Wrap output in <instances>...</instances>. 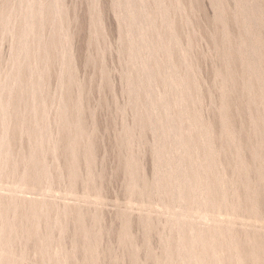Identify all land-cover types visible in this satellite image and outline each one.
<instances>
[{
    "label": "rangeland",
    "instance_id": "1",
    "mask_svg": "<svg viewBox=\"0 0 264 264\" xmlns=\"http://www.w3.org/2000/svg\"><path fill=\"white\" fill-rule=\"evenodd\" d=\"M0 215V264H264V0H0Z\"/></svg>",
    "mask_w": 264,
    "mask_h": 264
},
{
    "label": "bare ground",
    "instance_id": "2",
    "mask_svg": "<svg viewBox=\"0 0 264 264\" xmlns=\"http://www.w3.org/2000/svg\"><path fill=\"white\" fill-rule=\"evenodd\" d=\"M130 8H131V7H130ZM37 12H38V11H37ZM134 12H135V11H134ZM134 15H135V14H134ZM34 18H35V17H34ZM134 19H135V18H134ZM27 22H28V21H27ZM28 26H29V25H28ZM20 28H21V27H20ZM13 29H14V28H13ZM28 31H29V30H28ZM142 39H143V38H142ZM24 40H25V39H24ZM17 41H18V40H17ZM134 49H135V48H134ZM136 56H137V55H136ZM155 69H156V68H155ZM144 70H145V69H144ZM150 78H151V77H150ZM143 82H144V81H143ZM144 85H145V84H144ZM2 112H3V111H2ZM3 113H4V112H3ZM6 118H7V117H6ZM4 119H5V118H4ZM173 125H174V124H173ZM168 127H169V126H168ZM170 128H171V127H170ZM32 129H33V128H32ZM167 131H168V130H167ZM175 131H176V130H175ZM169 134H170V133H169ZM169 134H168V135H169ZM166 135H167V134H166ZM177 135H178V134H177ZM186 137H187V136H186ZM186 137H185V138H186ZM177 138H178V137H177ZM3 139H4V138H3ZM36 139H37V138H36ZM187 139H188V138H187ZM34 141H35V140H34ZM189 141H190V140H189ZM34 144H35V143H34ZM34 144H33V145H34ZM183 144H184V143H183ZM186 145H187V144H186ZM1 146H2V145H1ZM186 147H187V146H186ZM2 148H3V147H2ZM184 148H185V147H184ZM2 151H3V150H2ZM185 151H186V150H185ZM185 153H186V152H185ZM188 153H189V152H188ZM188 153H186V154H188ZM35 154H36V153H35ZM186 154H185V155H186ZM1 156H2V155H1ZM2 157H3V156H2ZM165 157H166V156H165ZM165 157H164V158H165ZM180 157H181V156H180ZM210 158H211V157H210ZM168 159H169V158H168ZM208 159H209V158H208ZM38 160H40V159H38ZM42 160H43V159H42ZM165 160H166V159H165ZM187 160H188V159H187ZM210 161H211V160H210ZM185 162H187V161H185ZM185 162H183V163H185ZM189 162H190V161H189ZM192 162H193V161H192ZM169 163H170V162H169ZM171 163H172V162H171ZM174 163H175V161H174ZM193 163H195V162H193ZM36 164H37V163H36ZM36 164H34V165H36ZM185 164H186V163H185ZM190 164H191V163H190ZM198 164H199V163H198ZM207 164H208V163H207ZM169 165H170V164H169ZM175 165H176V164H175ZM212 165H213V163H212ZM43 166H44V165H43ZM190 166H192V165H190ZM171 167H173V166L171 165ZM197 167H198V166H197ZM197 167H196V169H197ZM208 167L211 168V166H208ZM43 168H44V167H43ZM169 168H170V166H169ZM175 168H177V167H175ZM183 168L185 169V167H183ZM189 168L191 169V167H189ZM204 168H205V167H204ZM40 169H41V168H40ZM184 169H183V170H184ZM194 169H195V168H194ZM194 169H193V170H194ZM213 169H214V168H212V170H213ZM209 170H211V169H209ZM34 171H35V170H34ZM184 171H185V170H184ZM184 171H183V172H184ZM188 171H190V170L187 169V172H188ZM204 171H205V170H204ZM206 171H207V170H206ZM32 172H33V171H32ZM37 172H38V171H37ZM40 172H41V171H40ZM35 173H36V172H35ZM169 173H170V172H169ZM190 173H191V171H190ZM190 173H189V175H190ZM196 173H197V172H196ZM206 173H207V172H206ZM38 174H39V173H38ZM40 174H41V173H40ZM42 174H43V173H42ZM178 175H179V174H178ZM182 175H183V174H182ZM189 175H188V176H189ZM195 175H196V174H195ZM195 175H194V176H195ZM31 176H32V175H31ZM33 176H34V175H33ZM38 176H39V175H38ZM185 176H186V175H185ZM39 177H40V176H39ZM39 177H38V178H39ZM189 178H190V177H189ZM184 179H185V178H184ZM194 179H195V178H194ZM35 180H36V179H35ZM196 180H197V179H196ZM180 181H181V180H180ZM187 181H188V177H187ZM187 181H185V182H187ZM181 182H183V181H181ZM191 182H193V181L191 180ZM212 182L214 183V181H212ZM37 183H38V182H37ZM182 184H183V183H182ZM195 184H196V182H195ZM184 185H186V184H184ZM207 185H208V184H207ZM181 186H183V185H181ZM187 186H188V184L186 185V187H187ZM191 186H192V185H191ZM212 186H213V185H212ZM212 186H211V187H212ZM195 187H196V186H195ZM180 188H181V187H180ZM189 188H190V187H189ZM192 188H194V187H192ZM190 189H191V188H190ZM208 189H209V188H208ZM213 189H214V188H213ZM182 190H183V189H182ZM184 190H185V189H184ZM193 190H194V189H193ZM187 191H188V190H187ZM187 191H186V192H187ZM194 191H195V190H194ZM205 191H206V190H205ZM210 191H211V190H210ZM180 192H181V191H180ZM187 193L189 194V192H187ZM187 193H186V194H187ZM192 194H194L193 191H192ZM195 194H196V193H195ZM205 195H206V194H205ZM182 196H183V195H182ZM187 196H188V195H187ZM14 197H15V196H14ZM184 199H186V198L184 197ZM196 200H197V198H196ZM184 201H185V200H184ZM190 202H191V201H190ZM194 202H195V201H194ZM196 203H197V202H196ZM9 205H10V204H9ZM195 205H196V204H195ZM5 206H6V204H5ZM5 206H4V207H5ZM36 206H37V205H36ZM194 207H195V206H194ZM5 209H6V207H5ZM8 209H9V208H8ZM1 210H2V209H1ZM193 210H194V209H193ZM195 210H196V208H195ZM4 211H5V210H4ZM191 213H192V212H191ZM181 214H182V213H181ZM3 215H4V214H3ZM0 216H1V215H0ZM192 216H193V215H192ZM177 218H178V217H177ZM186 218H188V217H186ZM216 218H217V217H216ZM232 219H233V218H232ZM213 220H214V219H213ZM217 220H218V219H217ZM226 220H227V219H226ZM173 221H174V220H173ZM198 221H199V220H198ZM181 222H182V221H181ZM226 222H227V221H226ZM195 224H196V223H195ZM200 224H201V223H200ZM214 224H215V223H214ZM217 224H218V223H217ZM186 225H187V224H186ZM214 226H215V225H214ZM219 226H221V224H219ZM184 227H185V226H184ZM197 227H199V226H197ZM185 228H186V227H185ZM221 228H222V227H221ZM179 229H180V228H179ZM193 229H194V228H193ZM199 229H200V228H199ZM220 230H221V229H220ZM220 230H219V231H220ZM179 231H180V230H179ZM183 231H184V228H183ZM183 231H182V232H183ZM217 231H218V230H217ZM221 231H222V230H221ZM204 232H205V231H204ZM214 232H215V231H214ZM222 232H223V231H222ZM198 233H199V232H198ZM201 233H202V230H201ZM212 233H213V232H212ZM217 233H218V232H217ZM180 234H181V233H180ZM184 234H185V233H184ZM192 234H193V233H192ZM196 234H197V233H196ZM220 234H221V233H220ZM193 235H194V234H193ZM221 235H222V234H221ZM180 236H182V235H180ZM184 236H185V235H184ZM197 236H198V235H197ZM199 236H201V235H199ZM190 237H192V235H190ZM195 237H196V236H195ZM206 237H207V235H206ZM206 237H205V238H206ZM184 238L186 239V237H184ZM184 238H183V239H184ZM197 238H198V237H196V239H197ZM199 238H200V237H199ZM219 238H220V237H219ZM219 238H218V239H219ZM200 239H202V237H201ZM207 239H208V238H207ZM187 240H190V238L187 239ZM204 240H205V239H204ZM180 241H181V240H180ZM192 241H193V239H192ZM197 241H199V239H198ZM201 241H202V240H201ZM184 242H185V241H184ZM186 242H187V241H186ZM190 242H191V241H190ZM195 242H196V241H195ZM182 243H183V242H181V245H182ZM191 243H192V242H191ZM197 243H198V242H196V244H197ZM204 243H205V242H204ZM184 244H185V243H184ZM198 244H199V243H198ZM201 244H202V243H201ZM208 244H209V243L207 242L206 245H208ZM186 245H187V244H186ZM186 245H185V246H186ZM188 245H189V244H188ZM182 246H183V245H182ZM190 247H192L191 244H190ZM194 247H196V246H194ZM197 247H198V246H197ZM212 248H213V247H212ZM199 249H200V248H199ZM190 250H191V249H190ZM193 250L195 251V249H193ZM193 250H191V251H193ZM212 250H213V249H212ZM198 251H199V250H197L196 252H198ZM205 251H207V250H205ZM184 252H185V251H184ZM214 252H216V251H214ZM214 252H213V253H214ZM190 253H191V252H190ZM187 254H188V253H187ZM191 254H193V253H191ZM198 254H199V253H198ZM203 254H204V252H203ZM199 255L201 256V254H199ZM6 256H7V255H6ZM189 256H190V254H189ZM193 256H194V255H193ZM214 256H215V254H214ZM214 256H213V257H214ZM181 257H182V256H181ZM192 258H194V257H192ZM192 258H191V259H192ZM195 258H196V257H195ZM201 258H202V256L199 257V258H197V259H199L198 261H200ZM185 259H186V258H185ZM202 259H203V258H202ZM214 259H216V258H214ZM192 260H194V259H192ZM195 261H197V260H195ZM195 261H194V262H195ZM203 261H204V260H203ZM188 262H190V261H188ZM201 262H202V261H200V263H201ZM213 262H214V260H213ZM186 263H187V261H186ZM191 264H192V263H191ZM193 264H194V263H193ZM196 264H197V263H196ZM201 264H202V263H201Z\"/></svg>",
    "mask_w": 264,
    "mask_h": 264
}]
</instances>
